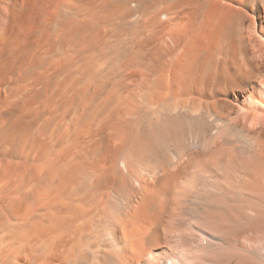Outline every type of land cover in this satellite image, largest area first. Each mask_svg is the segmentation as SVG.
<instances>
[{"label": "bare ground", "instance_id": "bare-ground-1", "mask_svg": "<svg viewBox=\"0 0 264 264\" xmlns=\"http://www.w3.org/2000/svg\"><path fill=\"white\" fill-rule=\"evenodd\" d=\"M0 264H264V0H0Z\"/></svg>", "mask_w": 264, "mask_h": 264}]
</instances>
